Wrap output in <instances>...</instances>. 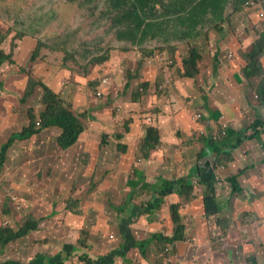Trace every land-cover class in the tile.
I'll return each instance as SVG.
<instances>
[{
	"label": "rangeland",
	"instance_id": "obj_1",
	"mask_svg": "<svg viewBox=\"0 0 264 264\" xmlns=\"http://www.w3.org/2000/svg\"><path fill=\"white\" fill-rule=\"evenodd\" d=\"M52 1L53 0H0V22L2 24L1 26L3 32L9 34V31L12 28L16 30V32L11 34V36L4 43V48L6 50L10 51L13 48L12 42L16 38L15 34L20 32L26 34V36L30 34L31 37L34 36L41 42L46 43L51 47L53 46L51 49L52 51L50 50L51 52H49V59L48 53L45 49L37 50L36 46H31L29 41L30 38L24 40L20 47L14 49V53L16 50L15 55L17 56L18 54L19 57H25V61H22V68H10L11 71L16 74L10 76L3 85L18 84V87L15 88V91L20 92V94L15 93L17 97L12 98V104L13 106H16L14 110L15 114L22 116L23 124L20 126L17 123L14 125V128H12V121L9 125L0 124V214L5 208L3 203H7L9 199H19L18 201H22L20 202L22 204L18 202V206L20 207L17 208L18 211L16 212H31L33 213V216L40 218L42 221L40 223L42 227L39 226L37 230L33 231L35 237H25L22 240L20 239L17 243L12 244L11 248L15 247L18 249L23 245H27L26 240H28L31 243V246H35L37 248L36 253L39 250L40 253H47V256L53 257V264H82L81 260H79L77 256L72 257L69 255L73 254V252H75L74 255H79L81 253V251H73L72 245L76 243L77 237L80 234V230L86 228L91 231L88 241L90 244L93 243V246L90 249H85L86 252L89 251V256L92 255L95 257V259L101 258L103 256L102 261L104 264H107V262H110L111 260L114 262V264H131L128 256L123 257L121 255L122 248L120 247H117L116 255L113 251L108 253L109 249L112 248V243L109 242L110 238L116 241L123 240L121 237L119 238V231H117L118 222L114 220V222L108 223L107 220L101 218V214L103 213L100 212L101 214H98L97 210H89V207L85 205L84 202L86 201L87 193L90 191H92L90 193H93V199L96 197L97 199H102V189L95 191L93 190L92 186V181L96 180V173L92 176V171L96 170L97 163L95 161L100 163L99 168H103L99 176L104 177L105 180L108 175L107 173L105 174V171L108 169L114 170L113 178L114 180H117V186L119 188L124 187L127 183L133 164L137 166H144L146 164L143 156L144 151H141L140 154L139 148L142 147V143L146 136L145 127L147 125L146 120L148 119V116H154L155 120L157 118L155 113L151 111L157 104L156 100H159L160 98V90H155L157 86H163L165 83L168 84L167 86H170L172 81L170 78H168V76H173L175 74L172 75L173 71H170L166 77L165 73L169 70V67L166 65H161L164 70V73H161L163 75H159L157 72V78L154 75L148 77L153 79V82L155 80H158L159 82L154 86L153 89L151 88L152 90L150 92L151 94H154L153 97L151 96L152 98H146V102H144L145 110H143V116L145 115V117L143 119H137L136 121V117L134 115L132 116L136 122L132 128L134 137L131 136L133 138L129 139L132 140L130 154L120 153L119 150H117V141L115 142L110 138V136L109 140H111L112 143L109 146H100L103 136L102 131H104L103 129L112 130L114 128V124L116 125L117 122H120L121 126L126 120L131 119L128 113H133V109L127 108L126 112L123 113L121 109L114 110L113 108L109 107V105L107 108H105V106L102 105L104 104L102 101H100L101 104H89V89H91L89 86L90 82H96L98 78H102L103 85L98 91L99 93H102L101 98H103V100H105L107 97L111 99L112 96H114L112 86L118 84L119 80L123 82V76L125 75L126 71L125 68L120 66V62H117L119 60L118 58L121 57H114L116 62L112 66L106 63L102 66L97 64L91 67L89 62L95 57L103 55L110 48L137 50L138 47L125 36L124 32L128 28L127 26L123 25L125 23L118 26L117 17L118 14H121L123 10L114 8L113 2H116V0H60L55 4ZM254 1L255 0H252V3H255ZM256 1L257 3L258 1L260 2V0ZM253 9L255 10V15L252 14ZM243 10V8L240 9V11ZM50 14H61V16H59V18L56 16L54 19L53 17H48ZM44 16L50 19V21L47 23L49 28L47 25L46 28L37 27L39 23H44ZM245 17L247 21H251V23L255 22L256 18L258 21V16L256 15V6L250 7L249 12ZM11 26L13 27L11 28ZM252 28L256 35L262 37V30H264V19H262L259 24H254ZM210 32L211 36H214V31L211 30ZM256 40H254V42ZM144 46L155 48L161 46V43L158 41L152 42V40H148ZM208 47L211 48L210 45ZM63 49L66 50L67 53ZM36 50L38 52V57L34 63V61H31V56ZM26 51H28V54L25 56ZM68 55L71 57L74 56L81 66H83V68L86 70L85 72H75L74 77H76L78 80V85L75 87L71 83L72 77L67 75V72L64 71V69L60 70V63H62L63 58ZM131 59H137V52L131 56ZM233 59L234 63L231 64L232 68L230 65L229 67L225 68L227 71V76L229 77L225 81L229 84V86L237 88L234 86V84L236 78H239L237 74L240 72L241 66H239L240 64L238 60H235V56H233ZM166 61L168 62L167 59ZM19 64H21L20 61ZM208 64L209 71L207 70L205 78L208 74L210 75L214 73L212 56L208 61H204V66H207ZM261 64L264 67V60L261 61ZM113 66L117 67V74L114 78L111 76ZM131 66L134 67V65ZM158 68L160 69V66ZM237 70L238 72H236ZM29 72H31V75H33L32 73L34 72L38 77V80H49L50 83L55 82L56 89L57 91H60V93H65L70 90V95H73V101H75L77 105L81 106L77 107V109L80 110V114L87 113L85 124H87L88 127L85 132H87L89 136L96 138V142H94L95 148L89 147L86 151L87 144L85 140H83V144H81L79 140V144L73 147L74 150L73 148H70L65 151L64 155L66 160L64 163H66L68 167H60L56 161L61 159V155L59 147L57 146V134L59 131L55 129L50 131H46L44 129L39 133H35L30 138L23 140L20 138V140H17L15 144L4 149V151L2 150L3 148H1L4 144H7L10 141L11 137L13 136V132L20 133L25 127L29 126L30 114L35 115L37 127H39L41 124L40 115L46 108V106H44L42 103L44 94L42 89L38 87L35 95L26 97L25 94L30 82ZM5 74L6 70L0 79L3 78ZM148 78L147 80H149ZM205 78H203V80H205V83L208 84L209 79ZM239 80L245 85V87H247V80L244 78L243 80ZM211 81L212 80H210V83ZM223 82L222 87H220L218 90V96L222 95V99L224 100L222 91L226 87L223 85ZM51 84L53 85V83ZM211 84L212 88L215 89L214 91L217 92V83ZM240 87H243L242 84ZM128 94L129 96H126V99H131L130 92H128ZM23 98H25L24 101L26 105L23 104ZM257 99V95L254 94V105L249 109L250 114H248V120L246 122L245 120L242 121L241 124L239 119H236L230 123L231 128L233 127L235 129H240L241 126L250 124L255 118H262L264 112L256 105ZM83 100L88 102V104L84 105L85 107L79 103ZM116 104L118 103L116 102ZM211 106L212 108H215L213 104H211ZM214 111L218 112V109ZM187 113V117H183V119L185 121L187 118L189 121H186L184 125L177 124L180 122V120L177 119L170 121L172 118L167 120L169 123L166 122V124L159 125L163 142L155 147L156 149L151 155L152 162L154 161V157H156L155 165H153V167L158 170L157 166L164 164V167L162 168L164 171V169L169 166L171 168L172 177L189 176L190 169L195 165H209L208 157L203 158L198 163L196 162V148H198V146H195L194 140H187L186 138L189 135H193L195 131H197L201 137H204L205 130L199 126H196L197 128L194 126V122L202 120V117L200 119L197 118L199 112ZM125 114L128 118L125 117ZM229 129L230 127L226 125L224 133L226 134ZM177 130L182 132V136L178 138L179 142H177L176 145H170V141H175L174 137ZM251 131L252 129L250 131H246L242 138L248 139L251 137L253 135ZM254 141H256L258 145H261L262 149L257 150L255 147V152H250L248 155V153L243 151L244 145L248 144V142H246L241 146V149L236 148L232 151L234 155L233 163H231L232 165L228 166L224 159H222V161H219V163H217L215 166V172L216 176H218V179H225L232 173H236L238 176L241 191L239 194L233 195L231 197V204L236 206L235 212L232 214L233 219L231 222L234 225L236 223V229L234 230L232 228V230L228 231L226 238L223 240L225 243H223L218 248L216 247V250L214 249V254L212 256L208 252L210 245L209 239L206 238L202 240L203 236H207V232L204 233V231L206 229L212 228V220L208 224H205L204 217H202V219L196 217L194 218L197 221V225L195 226H192V221L190 220L189 232L193 234L196 232V241L186 243L184 249L186 248L185 255L188 256L190 261H192L194 264H210L211 262V264H215L216 262L220 264L219 257L222 254L220 250L228 246L231 249L232 254H228V258L224 260L229 259L230 263H223L251 264L255 258V255L251 256L250 259L243 263L242 261L246 259V253L241 248L234 249L230 246V244L239 241V233L237 232L239 231V227L242 228L244 226H246V231L248 229V234L246 232H242L240 237L242 241L244 240V244L242 243V245L248 246L250 243H253V237L251 236L253 234L257 238L255 247L261 251V253L258 255L259 257L257 258L259 259V262L264 261V242H262L264 238L261 239L260 243L258 240V234L263 235L264 233V212L259 213L258 211L263 210L264 208V165L262 164L264 160L262 163L260 162V159H264V134L258 136L253 141L251 140L250 146L254 145ZM169 146H171L172 149H169ZM173 147L176 149H173ZM14 151H16V154H14ZM2 154L5 155V159L2 158ZM14 159L20 160V165L22 164L21 169L24 168L26 170H30V174L35 173L34 180L29 183L30 186L27 188L26 194L23 195L19 192H11V187L7 186L6 183H10V175H8V163H12ZM167 159L169 160L165 163V160ZM165 164L167 165L165 166ZM44 167L46 168V171L44 170ZM38 173H41V175H38ZM54 173L55 176H60V179H55V181L51 180L50 182L45 181L44 183L40 182L47 176L52 179ZM203 173L206 177H208L207 174L209 175V173H212V171L209 172V170H203ZM193 180L194 179H192V181ZM258 180H261L262 183ZM198 182L200 184L201 181L199 180ZM102 185L100 188L108 189L107 185L104 187ZM215 185L217 186L216 182ZM226 186H228V184L223 182H219L218 184V188H221L223 191L228 193L229 189ZM141 190H144L143 186ZM137 191H139V188ZM192 193L194 199L199 198L203 193V187L196 184ZM77 196L80 197L82 201L71 203L70 207L72 210H79L82 208L84 209V207H86L87 210H84L86 215L84 216H74L66 209L67 200L70 202V200L78 199L76 198ZM224 197L225 196L220 195V201L225 199ZM13 202L15 201H11V203ZM247 202L250 203L252 211L247 209L244 213L242 211L245 208H248ZM222 203L224 204V200ZM80 204L82 205V208ZM253 208L256 210H253ZM17 209L15 208V210ZM224 213H227V209L222 210V214ZM157 214L160 217L159 213H156L155 215ZM9 218V216H3V219L7 222ZM233 224H231V227ZM164 230L166 232V227ZM200 230L202 234L198 235ZM128 231L131 233L129 228ZM217 234L218 229L216 235ZM112 235L114 237H112ZM212 236H214L213 239L217 240L219 235ZM198 239L201 243H199ZM61 240L63 242H61ZM187 240L190 241L193 239H191V236H188ZM198 245H200L199 249H197ZM260 245L263 247L260 248ZM42 249L45 250V252H42ZM179 249L181 250V248ZM195 249H197L199 252H195ZM168 251H171V249ZM179 252L180 251L174 253L172 250L170 259L172 261H176L177 257L180 256ZM7 253H9V250H7ZM13 254H15V251L12 252L11 255ZM70 257H72V263ZM203 260L205 261L203 262ZM33 261L34 260H32V262ZM48 261L49 260L43 256L35 263H47Z\"/></svg>",
	"mask_w": 264,
	"mask_h": 264
},
{
	"label": "trees",
	"instance_id": "obj_2",
	"mask_svg": "<svg viewBox=\"0 0 264 264\" xmlns=\"http://www.w3.org/2000/svg\"><path fill=\"white\" fill-rule=\"evenodd\" d=\"M242 1H247L243 8L246 14H248L250 7L256 6L258 21L256 18L255 22L257 21L256 24H259L261 21L259 15L264 9L261 4L262 1L260 0V2L258 1L257 3L255 0L253 5H251L252 0ZM188 2L191 1L189 0ZM151 3V0H116V2H113L115 9L123 10L121 14H118V23L122 24L125 22L127 25L130 24L124 34L134 45L138 46V49L110 48L103 55L95 57L89 62L91 67L97 64L102 66L106 63L112 66L116 62L114 57H121L118 58L119 60L117 62H120V66L126 70L123 76V82L119 80L118 84L112 86L114 96H112L111 99L107 97L103 100V98L98 96V90L103 85L102 78H98L96 82H90L89 85L91 87V89H89V104H99L100 101H102L104 103L102 105L105 106V108L109 105V107L114 110L121 109L123 113L126 112L127 108L133 109V113H128L132 120H126L121 126L120 122H117L116 125L114 124L112 130L106 129L107 131H102L103 136L100 146H109L112 143V141L109 140L110 136L115 142L117 141V150L122 154H130L132 140L129 139L134 137L132 131L133 125L137 119H143L145 117V115L143 116V110H145L144 102L152 88V82L143 81L146 69L152 65H159V74H161L164 73L161 65H166L169 67V70L165 73L166 77L170 71L175 72H172V75H175L168 76L172 84L167 86L164 90H160L158 103L155 105L154 109L151 110L157 117L155 124H150L146 120V136L142 143V147L139 148L140 154L141 151H144L143 156L146 164L144 166L133 164L127 183L124 187L119 188L117 186V180L113 178L114 170L108 169L105 171V174H108L105 180L104 177L99 176L103 168H99L100 163L95 161L97 165L96 170L92 171V176L96 173V180L92 181V186L95 191L102 189V199H97V197L93 199V193H90L92 192L90 191L87 193L84 204L89 207V210H97L98 214L100 212L103 213L104 215L100 213L101 218L107 220L108 223L114 222L115 220L121 226L119 238L121 237L123 240L116 241L110 238L109 242L112 243V248L109 249L108 253L113 251L116 255L117 247H120L122 248L121 255L123 257L128 256L131 264H147V262L148 264H174V261L170 259L171 251L166 250V247L174 251L178 243L187 240L188 236L193 235V233L189 232L190 220L192 221V226L197 225V221L194 219L196 217L201 219L204 217L205 224H208L212 220L213 226L210 228V231L217 227V235L219 236L217 240L213 239L214 236H209L210 245H216L217 242H222L226 238L229 230H232V228L236 229L235 220V225L231 222L233 218L232 213L229 212V206L232 205L231 197L239 194L241 191L238 176L236 173H232L225 179H218L215 166L219 161H222V159H224L228 166L232 165L231 163H233L234 159L232 151L236 148L241 149V146L246 142H248V144L244 145L243 151L248 153V155L250 152H255V147L257 150L262 149L261 145H258L256 141H254V145L250 146V141L264 134V114L262 118H255L250 124L241 126L240 129L231 128L230 123L236 119H239L241 124L242 121L245 120L246 122L248 120V114H250L249 109L254 105V94H256L258 98L256 105L264 112V67L261 64V59L264 54V41L257 39L253 44L246 47L238 45L240 52H237L235 46L239 41L235 44L233 43L232 37H229L227 40L223 39L225 43L222 45V49L218 53V56H215L216 71L210 75L208 74L205 78L207 70L209 69V64L204 66V61H208L211 57L209 56L208 59H206L207 57L204 55L205 49L199 48V46L188 42L175 47L156 49H149L143 46L149 30H151L150 28L153 27L152 23H148ZM185 3H182L183 9H186ZM254 9L252 10L253 15H255ZM255 22H252L253 25ZM1 25L0 22V77L6 70L5 76L0 79V83L3 85L10 76L16 74L12 72L10 68H22V61H25V57H19L18 54L16 56V50L14 53V49L20 47L24 40L30 38L29 41L31 46H36L37 50L45 49L48 53V59L49 52L52 51L51 49L53 46L51 47L41 42L34 36L31 37L30 34L26 36V34L20 32L15 34L16 38L12 42L13 48L8 51L4 48V43L11 34L16 32V30L11 27L12 29L9 31V34H6L3 32ZM231 34L235 37L237 33L231 31ZM208 49H213V47H208ZM37 50L31 56V61H34V63L38 57ZM64 51L67 53L66 50ZM135 52H137V59L132 60L131 56L135 54ZM231 53L237 56V60L241 66L238 77L241 80H243V78L247 80L248 85L245 88L243 87L244 91L238 92L236 88L229 86L225 81L229 78L225 68L230 65L229 54ZM27 54L28 51L25 52V56ZM19 61L21 64H19ZM60 64V70L64 69L67 75L72 77L71 83L73 86L75 87L78 85V80L74 77L75 72L86 71L78 60H76L74 56L71 57L68 55L63 58ZM131 65H134V67ZM112 72L111 76L114 78L117 74L116 66L112 67ZM29 74L30 82L25 94L26 97L35 95L38 87L42 89L44 94L42 103L46 108L40 115L41 124L37 127L35 115L30 114L29 126L25 127L20 133H14L10 141L3 145V151L11 146L17 138L27 139L35 133H39L41 130L47 128L50 130L55 129L59 131L57 134V146L59 147L62 164L68 167V165L64 163L66 160L64 155L65 151L79 144L81 135L88 127V125L85 124L87 113L80 114V112L74 108L73 95H70V90L65 93H60V91L56 89L55 82H51L53 83L52 85L49 80H38L34 72L32 73L33 75H31V72H29ZM203 78L209 79V83L206 84ZM175 79L181 81V84L189 95L188 99L183 102L184 105L191 113L201 111L205 115V119L199 120L197 123L200 128L205 130L206 135L201 137V135L195 131L193 135L186 137L187 140H194L195 146H198V148H196V162L198 163L203 158L208 157L209 162H207L212 166V176H208L200 182V185L203 187V193L197 199H194L192 193L194 185L193 182L190 181V175L172 177L171 168L169 166L163 171L162 168L164 164L157 166L158 170H156V168L153 167L156 157H154L153 162L151 157L152 152L156 149L155 147L163 142L159 125L165 124L167 120H170L174 116L171 96L177 95L182 102V97L178 94L174 84ZM210 80H212L211 83H217V92L214 91V88L210 90V87H212ZM222 82L226 88L222 91L224 102L219 106L217 102L214 101V98L218 96V90L222 87ZM128 92H130L131 99H126V96H129ZM25 98H23L24 105H26L24 101ZM189 99H194L198 102V105L192 107L188 106ZM202 99H204V103L201 104ZM208 99L211 103L208 102ZM116 102L118 104H116ZM211 104H213L215 108H212ZM216 109H218V112L214 111ZM133 115L136 117V121L133 119ZM226 125H228L230 129L225 134L223 130ZM251 129L253 135L248 139H243V134ZM181 136L182 132L177 130L174 137L175 141H170V145H176L177 142H179L178 138ZM168 148L172 149L171 146ZM173 149L176 148L173 147ZM4 156L5 155L2 154L3 159H5ZM168 160L169 159L165 160V163ZM263 160V158L260 159V162L262 163ZM82 162L84 163L83 160ZM262 164L264 165V162ZM166 165L167 164H165V166ZM199 173H201V171H199ZM219 182L228 184V186H226L229 189L228 193L218 188ZM101 185L103 187L107 185L108 189L100 188ZM142 186L144 190H151V198L145 196L142 198L138 193L137 189L142 188ZM220 195L225 196V199L220 201ZM76 198L78 199L70 200V202L67 200L66 209L77 217L86 215L84 210L87 209L86 207L83 209L81 204L82 209H71V203L82 201L80 197L77 196ZM13 200L15 201L14 203L22 202L18 201L19 199H9L7 203H3L5 208L2 210L3 213L1 212L0 214V264H36L35 262L40 260L43 256L39 250L36 253L37 248L31 246L28 240H26L27 245H23L18 249L14 247L15 250L11 248V245L25 237H35L33 231L37 230L39 226L42 227L40 224L42 221L40 218L33 216L31 212H14L11 203ZM223 200L224 204L222 203ZM223 209H227V213L222 214ZM156 213H159L161 217L154 220L152 217ZM5 214L10 217L8 222L3 219ZM231 224H233L232 227ZM165 227L166 232L164 230ZM128 228L131 230V233H129ZM89 235H91V231L88 229L83 228L80 230V234L77 237L76 243L72 245V249L73 251H81V253L79 255H74L75 252H73V254L69 256H77L82 264H104L102 261L103 256L95 259L94 256H89V251H85V249H90L93 246V243L90 244L88 241ZM251 236L253 237V243H250V245L253 244V255H255L251 264H264V261L259 262L257 258L261 253V251L255 247L257 238L253 234ZM258 240L260 243L261 241L259 238ZM61 242L63 241L61 240ZM262 242H264V240ZM262 247L263 246L260 245V248ZM7 250H9V253H7ZM14 251L15 254L11 255ZM45 257L49 261L40 264H53V257L47 255H45ZM72 257H70L71 263ZM32 260L34 261L32 262ZM107 264H114V262L111 260L107 262ZM190 264L194 263L191 262Z\"/></svg>",
	"mask_w": 264,
	"mask_h": 264
},
{
	"label": "crops",
	"instance_id": "obj_3",
	"mask_svg": "<svg viewBox=\"0 0 264 264\" xmlns=\"http://www.w3.org/2000/svg\"><path fill=\"white\" fill-rule=\"evenodd\" d=\"M59 1L60 0H53L52 2L55 4V3H58ZM188 1L189 0H151L152 3L150 6L151 10H150V13L148 16V23L149 22L152 23L153 27L150 28L151 30H149V33H148V35H147V37L143 43V46L145 45V43L148 40H152V42L158 41L161 43V46L155 47V49L156 48H167V47H172V46L175 47V46H179L181 44L187 43V42L194 44V45H197V46H199V48L205 49L204 55H206V57H207L206 59H208L209 56H212V55L214 56V57H212V62L214 65V73H215V71H216V66H215L216 65V57L218 56V53L221 51L222 45H224V43H225L224 40H227L229 37H232L233 43L236 44L239 41V43L235 46V49L237 50V52H240L238 45H243L246 47L247 45L252 44L254 42V40H256V39H261L262 41H264V30H262V33H263L262 37L259 35H256L253 31V28H252L254 26L253 23H251V21L248 22L246 17H245L247 15L246 12L240 11V9L244 8V4L247 1H242V0H190L191 2H188ZM261 1H262L261 4H263L262 6L264 8V0H261ZM182 3H185L186 9H183ZM194 11H195V14H194ZM263 11H264V9H263ZM56 16H58V18H59V16H61V14H59V15L50 14L48 17H53L55 19ZM48 17L44 16L43 17L45 19L44 23H39V25L37 27L46 28L47 23L50 21V19ZM53 23H57V22H53ZM255 24H256V22H255ZM120 25L121 24L118 23V26H120ZM123 25L128 27V25H130V24H128V25L123 24ZM11 27H13V26H11ZM48 28H49V26H48ZM211 30L214 31V36H211V34H210ZM231 31H235L237 33L235 35V37L231 34ZM221 39H222V43H221ZM209 45L212 46L213 49H208ZM145 48L150 49L151 47H145ZM229 56H231V57H229V62H230V67L232 68L231 64L234 63L233 56H235V60L237 59V56L234 53L229 54ZM262 60H264V55H263L261 61ZM158 67H159V65H152V66L148 67L146 69L145 77L143 78V81H149V80L152 81V89L154 88V86L159 81L155 80L153 82V79H150L148 77L154 75L157 78V76H156L157 72L159 74V71H158L159 68ZM236 72H238V70ZM239 74H240V72H238L237 76H239ZM159 75H163V74H159ZM147 78L149 80H147ZM239 79L240 78H236V81L234 84V86L237 87L236 90L238 92L242 91L243 87L245 88V85ZM174 84L177 88L178 94L180 95V97H182V102H181V99L179 100V97L177 95H174L173 98L171 96V103H173L172 109L174 112V116L170 121L177 119V120H180V122L177 124L184 125L185 122L189 121V120H187V118H186L184 121L183 117H187V114H188L187 112L191 113L189 111V109L183 103L184 101H186L188 99L189 95L187 94L186 90L184 89L183 85L181 84V82L178 79L175 80ZM241 84L243 87H240ZM16 87H18V84L1 85L0 86V124H5V125L8 124L9 125V124H11V121H12V124H13L12 128H14V125L17 123L20 126H22V124H23L22 116L15 114L14 110H15L16 106H13V104H12L13 103L12 98L17 97V95H15V93L20 94V92L15 91ZM152 89H150V90H152ZM210 90H212V87H210ZM155 91H157V89ZM153 95L154 94H151V92H150L146 98L148 99L151 96L153 97ZM238 95H239V93H238ZM146 98H145V102H146ZM222 98L223 97L221 95H219V96H217V98H214V101L217 102V104L220 106L224 102V100ZM156 101H157L156 103H158V99ZM208 102L211 103V101L209 99H208ZM79 103L82 104V106L88 104V102L86 100H83ZM202 103H204V99L201 100V104ZM196 105H198L197 101H195L194 99H189L188 106L192 107V106H196ZM77 107H81V106L77 105L74 101V108L76 110L80 111L79 109H77ZM196 112L197 113L199 112V114L202 115V120L205 119V115L201 111H196ZM167 123H169V122H167ZM194 124H195L194 125L195 127L196 126L198 127L197 122H194ZM45 130L50 131V129H48V128ZM103 130H106V129H103ZM14 133L15 132H13L12 135ZM205 135H206V132H205ZM95 139H96L95 137L89 136L87 134V132H85L81 135L80 142H81V144H83V140H85V142L87 144V149H86V151H87L89 147L95 148V146H94V144H95L94 142H96ZM17 140H20V138H17L13 144H15ZM1 148H3V146ZM14 154H16V151H14ZM56 161L60 167L65 166V164H62L61 159H58ZM19 166H21V167H19ZM8 167H9L8 175H10L9 176L10 177L9 178L10 183L6 182L7 186L11 187V192H19L22 195L26 194V190L30 186L29 183H31V181L34 180L35 173L30 174V170H26L24 168L21 169L22 164L20 165V160H17V159H14L12 163H8ZM44 170L46 171L45 167H44ZM203 170H205V171L209 170V172H211L212 166L211 165H204V164L199 165V167L196 165L192 166V168L189 171L190 178L191 179L192 178L193 179L198 178L199 180L203 179L202 177H199V175H198L199 171H201V175H202ZM39 174L41 175V173H38V175ZM212 174H213V172L209 173V175L207 174V176L211 177ZM55 179H59V176L58 175L55 176V173H54L52 179L47 176L46 178H44L40 182L41 183H44L45 181L50 182L51 180L55 181ZM258 181L261 182V180H258ZM141 189L142 188L139 189L138 193L142 196V198L144 196L151 198V196H152L151 190H149V189L141 190ZM18 204H19L18 202L12 203L13 206L15 205L14 206V212L18 211L17 208L20 207V206H18ZM247 205H248V208H245L242 212H244L247 209L252 211V208H251V205L249 202H247ZM15 208L17 210H15ZM235 209H236V206L234 204L229 206V212H231L232 214L235 212ZM253 210H256V209L253 208ZM258 211H259V213L264 212V208H263V210H258ZM4 217H8V215H4ZM160 217H161V215H160ZM160 217L157 214V215H154L152 218L154 220H156V219H159ZM117 227H118L117 231H121L120 224H118ZM217 229H218L217 227L213 228L212 231H210V229H206L204 231V233L207 232L206 233L207 236H203L202 240H204L206 238L209 239V236L211 237L212 235L216 236ZM242 232H246L248 234V229L246 231V226H244L242 228L239 227V231L237 232V233H239V241H237L236 243L230 244V246L234 249L241 248L246 253V259H244V261H242L243 263H245L253 255L254 246H253V244H251L252 246L250 245L248 247H244L242 245V243L244 241V240L242 241L240 239ZM199 234H202L201 230L198 232V235ZM258 236H259V239L261 241V239L264 238V233H263V235L258 234ZM248 237H249V235H248ZM191 239H193V240H190V241L185 240V241L177 244L176 248L174 249V253H176L177 251H180L179 252L180 256L177 257V260L174 261V264H190L192 262V261H190L188 256L185 255L186 248L184 249V246H186L185 245L186 243H191V242L196 241V232H195V234L191 235ZM249 240H250V237H249ZM198 241H199V243H201L199 239H198ZM223 243H225V242L222 241V242H217L216 245H214V244L209 245V248H208L209 254H211L213 256L214 249L216 250V247L217 248L220 247ZM199 246L200 245H198L197 249H199ZM179 248H181V250ZM197 249H195L194 251L199 252ZM42 252H45V250L42 249ZM220 252H222V254L219 257V263L220 264H225L223 262L230 263L229 259L224 260V259L228 258V254H232L229 246L220 250ZM250 252H251V254H250ZM41 254H42V256L47 255V253H45V254L41 253ZM200 257H201V255H200ZM204 261L205 260H203V262ZM203 264H209V263H203ZM215 264H218V262H216Z\"/></svg>",
	"mask_w": 264,
	"mask_h": 264
},
{
	"label": "clouds",
	"instance_id": "obj_4",
	"mask_svg": "<svg viewBox=\"0 0 264 264\" xmlns=\"http://www.w3.org/2000/svg\"><path fill=\"white\" fill-rule=\"evenodd\" d=\"M230 57V56H229ZM167 87V86H166ZM166 87H164L163 89H160L159 87H157L156 89L157 90H164ZM101 97V96H100ZM156 115V114H155ZM147 121H148V123H152V124H155V118H154V116H148V119H147ZM198 175H199V177H202L203 179H200V181H203L204 179H206L207 177L204 175V173L202 172V175H201V173H199L198 172ZM193 179V178H192ZM192 179L190 178V181L191 182H193V185H194V187H195V185L197 184V185H200L199 184V179L198 178H194V180L192 181ZM202 190V189H201Z\"/></svg>",
	"mask_w": 264,
	"mask_h": 264
},
{
	"label": "built area",
	"instance_id": "obj_5",
	"mask_svg": "<svg viewBox=\"0 0 264 264\" xmlns=\"http://www.w3.org/2000/svg\"><path fill=\"white\" fill-rule=\"evenodd\" d=\"M251 5H253V3L251 4ZM262 19H264V12L263 11H261V13H260V20H262ZM231 57V56H230ZM168 84H164L163 86H159V88L160 89H163L164 87H166ZM99 96H102V93H99L98 94ZM202 117V115L201 114H198V116H197V118H201ZM199 119H197V120H199ZM224 131L225 130H223V133H224ZM112 237H113V235H112ZM166 250H169V247H166Z\"/></svg>",
	"mask_w": 264,
	"mask_h": 264
}]
</instances>
